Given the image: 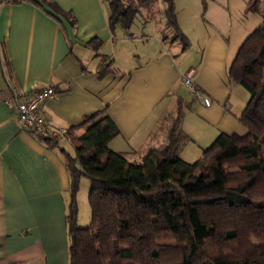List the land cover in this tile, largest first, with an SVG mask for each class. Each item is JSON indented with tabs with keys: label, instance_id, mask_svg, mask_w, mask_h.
I'll list each match as a JSON object with an SVG mask.
<instances>
[{
	"label": "crops",
	"instance_id": "0c3cea01",
	"mask_svg": "<svg viewBox=\"0 0 264 264\" xmlns=\"http://www.w3.org/2000/svg\"><path fill=\"white\" fill-rule=\"evenodd\" d=\"M49 1L55 6H44L58 18L28 0H0V90L14 84L27 93L53 83L57 95L41 110L51 125L83 134L84 117L104 111L120 131L110 148L132 159L166 140L159 123L180 103L185 110L181 126L190 137L180 155L196 153L199 159L221 132L247 133L240 115L249 94L230 79L229 69L244 40L263 22L260 12L248 10V0H174L188 47L172 39L165 0H153L149 6L160 5V41L155 52L135 59L123 45L140 37L131 26L111 28L108 0ZM148 7L137 13L155 19L143 13ZM141 36L149 39L150 34ZM107 65L111 71L101 75ZM191 70L211 106L186 89L183 77ZM54 148L23 130L14 110L0 99V264H68L69 176Z\"/></svg>",
	"mask_w": 264,
	"mask_h": 264
},
{
	"label": "trees",
	"instance_id": "16d2710c",
	"mask_svg": "<svg viewBox=\"0 0 264 264\" xmlns=\"http://www.w3.org/2000/svg\"><path fill=\"white\" fill-rule=\"evenodd\" d=\"M28 1L40 6L52 4L49 0ZM108 1L112 29L117 25L130 27L138 9L153 2L140 0L134 5L129 0ZM165 2L166 25L174 31L172 39H181L188 47L189 40L176 19L174 0ZM261 2L248 0V10L260 12L263 22L244 40L229 69L230 79L249 92L240 115L246 134L221 132L203 149L201 158L190 162L180 156L182 146L190 140L181 126L185 112L181 103L172 115L166 140L139 152L135 159L110 148V141L120 131L104 111L84 117L80 126L85 127L83 134L76 133L77 128H67L76 153L72 156L61 149L69 176L68 264H264ZM70 21L74 23L73 17ZM99 46L97 42L94 49ZM110 71L107 65L99 73ZM32 137L47 148L59 144ZM82 175L91 182L92 221L87 227L77 223Z\"/></svg>",
	"mask_w": 264,
	"mask_h": 264
},
{
	"label": "built area",
	"instance_id": "2783aa9c",
	"mask_svg": "<svg viewBox=\"0 0 264 264\" xmlns=\"http://www.w3.org/2000/svg\"><path fill=\"white\" fill-rule=\"evenodd\" d=\"M183 83L201 104L212 105L211 97L195 82L193 70L184 75ZM56 95L57 88L53 83L41 85L27 93L17 89L14 84H9L8 88L0 90V99L6 106L14 110L17 121L23 130L34 137L50 139L60 144L70 140L67 128L51 125L41 111L44 102L55 98Z\"/></svg>",
	"mask_w": 264,
	"mask_h": 264
},
{
	"label": "rangeland",
	"instance_id": "374dc122",
	"mask_svg": "<svg viewBox=\"0 0 264 264\" xmlns=\"http://www.w3.org/2000/svg\"><path fill=\"white\" fill-rule=\"evenodd\" d=\"M127 2H131L132 4H139L140 0H129ZM158 6L160 5H151L149 6V13H147L145 10L143 13L145 14H149L152 15V18L155 19H146L144 18V15H141L140 13H137L136 16L133 19V22L131 23V32L135 31V36H139L140 38L138 39H132L129 40L128 43H125L123 45V47L127 45V47H130V49L133 51L132 54H130V56H132V59L134 57V55H137L139 57L143 56L146 53H153L156 51L157 49V44L160 41V37L158 36V32L156 30L157 28V23L160 20L159 19V8ZM261 9L264 10V0H262L261 5H260ZM261 14V13H260ZM144 31H146L148 34H150L149 39L146 37L141 36L142 33H144ZM149 40V43H147L146 41ZM146 44V46H145ZM125 49V50H124ZM122 51V54L124 55V61L127 59V57L125 55H127L126 52V48H124ZM137 57V58H138ZM243 88H245L243 86ZM246 92L249 94L248 90L245 88ZM174 107V106H173ZM170 109V108H169ZM176 109L175 107L173 108L172 111H168V113L162 118V120L159 123V128L165 132V134L167 135V129L169 127V124L171 122L172 119V115L175 113ZM65 148L67 150L68 153H70L72 156H75V142L73 140H68L66 142L60 143L58 144L54 150L52 151L53 153H55L58 156V161L61 165V167L64 169V172H67L66 170V166H65V158L63 153L61 152V149ZM183 159L187 160V161H195L196 159V153H193V156H190L187 153H183V155H180ZM90 188H91V182L90 179L85 176L82 175L81 179H80V186H79V191L77 194V204H78V218H77V223L80 227H87L91 224L92 221V211H91V206L89 203V192H90ZM65 197L69 200L70 197V193L67 190ZM70 201V200H69Z\"/></svg>",
	"mask_w": 264,
	"mask_h": 264
}]
</instances>
